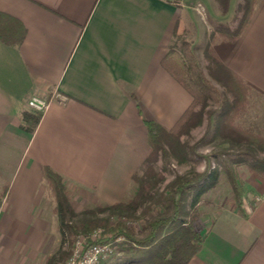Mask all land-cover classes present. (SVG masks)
<instances>
[{
    "label": "crops",
    "instance_id": "crops-1",
    "mask_svg": "<svg viewBox=\"0 0 264 264\" xmlns=\"http://www.w3.org/2000/svg\"><path fill=\"white\" fill-rule=\"evenodd\" d=\"M204 2L216 23L219 6ZM186 10L174 0H0V13L25 33L18 47L0 41V264L32 262L56 229L42 167L65 178L74 211L73 195L84 205L134 195L131 176L148 150L144 121L170 128L191 102L160 65ZM211 52L264 105V0L236 42ZM32 96L50 101L28 136L20 113ZM240 180L243 211L216 210L187 264H264V179Z\"/></svg>",
    "mask_w": 264,
    "mask_h": 264
},
{
    "label": "trees",
    "instance_id": "trees-1",
    "mask_svg": "<svg viewBox=\"0 0 264 264\" xmlns=\"http://www.w3.org/2000/svg\"><path fill=\"white\" fill-rule=\"evenodd\" d=\"M225 15L230 0H214ZM258 0H240L234 20L236 27L217 21L212 24L204 49L208 77L181 34L173 31L161 67L189 94L191 102L170 128L144 121L148 150L138 171L132 174L134 195L113 204H96L78 212L71 205L65 178L44 166L41 168L47 193L52 200L59 248L44 264H63L70 255L72 239L98 231V241L110 243L114 254L101 264H187L202 247L204 232L196 227L202 212L199 203L216 188L221 179L229 188L224 206L242 212L248 190L237 171L264 179V125L245 126L241 121L250 108L251 90L245 82L214 58L211 45L225 41L234 43L249 22ZM24 28L15 19L0 13V41L18 47ZM180 42L182 48L176 44ZM42 113L30 109L20 113L19 129L31 136ZM207 120L210 142L218 141L211 156L216 164H207L201 172L188 175L173 173L167 181V165H188L192 147L190 133ZM159 163H161L159 165ZM5 188L0 192V207ZM207 205V203H206ZM119 239V240H118Z\"/></svg>",
    "mask_w": 264,
    "mask_h": 264
},
{
    "label": "rangeland",
    "instance_id": "rangeland-1",
    "mask_svg": "<svg viewBox=\"0 0 264 264\" xmlns=\"http://www.w3.org/2000/svg\"><path fill=\"white\" fill-rule=\"evenodd\" d=\"M238 1L239 0L230 1L229 10L225 15L221 14L219 8L217 9L218 14H221H219L220 18L218 19V21L227 24L231 29H234L237 24V21L234 20L233 17L239 3ZM174 2L182 4L187 9V15L183 18L185 20V28L180 36L181 40L185 41L188 47L193 48L192 51L194 53L198 66L208 77L206 71L207 60L203 54V47L205 45L208 31L212 28V23H210L207 12L203 9L202 4L204 5V7H206L205 2L204 0H174ZM215 5L218 6L217 4ZM176 46L178 49L183 47L180 42H177ZM250 104L251 105L249 110L243 116L241 121L246 127L251 125L262 128L264 125V105L256 101L253 95L251 96ZM206 125L207 120L204 119L202 124L194 129L190 133V136L185 139L189 146L192 147V152L190 154L191 161L189 162V164L180 166L176 165L173 161H170L166 166L168 169L166 182L173 178V173L188 175L192 171L201 172L204 166L207 164H216L215 158L211 155L218 148L219 143L216 140L210 142V134L206 132ZM160 164L161 163H159V165ZM237 174L240 179V176L248 174V172L243 167H240L237 171ZM224 176L225 175L221 170V179L218 182L216 188L208 192L198 205V209L202 212L200 218L196 222V227L198 229H202L207 224H209V221L217 213L216 210L224 207V201L230 195L229 188L224 181ZM72 199L73 203L76 202V211L94 206V204L91 205L89 203L84 205L80 199L76 200V197L74 195ZM53 225H55V223ZM75 238L72 239L70 247H68L67 244L64 246L65 250L69 249V251H71ZM48 241L49 242L47 244V247L44 248L45 252H41L40 256H38L35 260L29 262L28 264H44L45 259L48 256L53 255L57 252L59 248V235L55 227H52L50 235H48Z\"/></svg>",
    "mask_w": 264,
    "mask_h": 264
},
{
    "label": "built area",
    "instance_id": "built-area-1",
    "mask_svg": "<svg viewBox=\"0 0 264 264\" xmlns=\"http://www.w3.org/2000/svg\"><path fill=\"white\" fill-rule=\"evenodd\" d=\"M57 99L61 104L65 102L64 97ZM49 101L47 97L32 96L26 105L32 111L42 113ZM261 199L262 197L259 196L254 201L258 202ZM98 234V231H94L90 235L77 236L73 241L70 255L63 264H101L108 260L114 254V249L110 243L99 242Z\"/></svg>",
    "mask_w": 264,
    "mask_h": 264
}]
</instances>
